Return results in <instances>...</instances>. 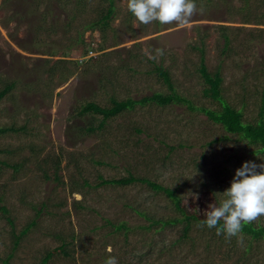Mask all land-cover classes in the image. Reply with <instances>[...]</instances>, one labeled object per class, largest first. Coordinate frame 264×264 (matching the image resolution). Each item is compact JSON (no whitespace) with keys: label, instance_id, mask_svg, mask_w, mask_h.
<instances>
[{"label":"rangeland","instance_id":"obj_1","mask_svg":"<svg viewBox=\"0 0 264 264\" xmlns=\"http://www.w3.org/2000/svg\"><path fill=\"white\" fill-rule=\"evenodd\" d=\"M74 2L42 0L35 8L33 0H0V89L16 81L0 99V126L24 127L0 133V160L23 163L18 171L0 163V195L16 234L37 221L16 244L0 209V264L10 252V264H104L109 255L118 264H264V239L241 233L242 241L228 240L200 226L236 169L245 161L264 163V153L198 109L220 108L202 92L198 67L204 56L210 72L220 71L224 99L242 110L244 120L259 118L264 18L262 24L255 18L264 0H196L198 11L185 27L141 24L127 0H115L110 28L85 30L84 42H77V33L106 2L89 0L84 11ZM245 4L249 23L239 9ZM224 31L231 38L226 47ZM156 49L164 55L156 56ZM159 66L194 109L186 102L136 104L102 127L101 114L79 112L85 101L109 106L111 98L170 92ZM91 125L96 128L84 129ZM52 158L60 160L61 182L43 176L40 166L52 173ZM129 172L175 188L186 210L199 215L185 239L182 222L145 227L150 217L179 215L165 193L141 182L96 186L99 175ZM84 177L91 185L72 192V180ZM121 222L127 229L115 228ZM254 222L264 224V216Z\"/></svg>","mask_w":264,"mask_h":264},{"label":"trees","instance_id":"obj_2","mask_svg":"<svg viewBox=\"0 0 264 264\" xmlns=\"http://www.w3.org/2000/svg\"><path fill=\"white\" fill-rule=\"evenodd\" d=\"M42 0H33L34 7H39ZM73 3L76 7V10L82 9L85 10V7H87L89 0H74ZM106 2L104 5L100 4L96 6V16L92 19H88L83 24V30L77 33V42L78 40L81 42H84L83 34L85 30H96L100 29L102 32H105L107 29L110 28V24L112 19L115 15L116 10V3L115 0H103ZM260 18L257 16L255 18L256 24H262V18H264V2L262 4ZM248 5L245 4L244 6L240 7L239 9L244 14L243 21L244 23L252 22V19L249 18L248 12H247ZM73 16V14H72ZM222 27L226 28L228 25H221ZM223 38H224V45L225 47L230 41V35L226 33V31L223 32ZM105 47H100L99 50H103ZM88 52L86 51L85 54ZM51 55L55 53H50ZM84 54V55H85ZM64 55V54H63ZM66 56V55H64ZM62 60H67L66 58L59 59V62H62ZM199 73L201 78L203 79V82L205 83L204 88L202 90L203 95L211 98L212 100H217L220 103V108H210V107H204L200 106L198 107L199 110L203 111L209 119H211L214 122L220 123L224 129L230 133L237 134L239 138L242 140H245L247 143L255 145L256 151L264 153V86H263V92H262V104L261 108L259 110V118L256 121H246L243 118V112L241 109H238L234 106H232L229 102H227L221 93V82H222V76L220 74V71L217 70L215 72H210L206 64L204 63V56H201L200 58V64L198 67ZM157 71L159 74L163 77L164 82L168 85L170 88V92L163 93L160 91H155L152 94L144 95L140 98H133V97H127L125 99H116L111 98V104L109 106H103L95 101H85L81 104L79 112L81 114L87 113V112H94L99 113L102 115L101 120L99 121L98 127H102L105 123V120L108 117H111L113 115H116L117 113L121 111H125V109H131L136 104H144L149 102H155L159 104H170L173 102H186L188 106L191 109H194V104L185 96L182 94H179L175 88L173 87V84L171 82V77L169 74V71L166 69H163L162 67H157ZM72 70H68V72L64 73L62 76V79L65 80L69 77ZM53 74V73H52ZM15 80H10L9 82H6L4 86L0 89V99L9 92L15 85ZM24 127H17L14 125L10 126H0V133H5L7 131H17L21 130ZM96 127L94 125L86 126L84 129L91 131L94 130ZM48 157L44 158V161L46 164H48ZM52 161V167L53 171L52 173L49 172V170L42 168L43 166H40L43 172L44 178L49 180L51 178V175H53V179L56 181H62V179L59 176V170H60V160L58 159L55 161L53 158ZM0 163L12 167L14 171H18L21 166L22 162L16 161V162H9L7 160H0ZM50 168V166H49ZM133 182H141L145 183L147 186L152 188L155 191H161L165 193L172 201L175 210L179 213L178 216H169L167 218H149L150 222L146 228H150L152 226H156L157 228H162L170 224H175L178 222H182L184 224L183 226V234L182 238H186L188 236V232L190 230V225L192 221H199L201 218L196 212H188L186 208L181 203L180 196L175 193V188H171L169 186H165L155 180H152L145 176H136L133 173L129 172L126 176L121 177H112V178H104L102 175H99V181L96 183V186L104 185V184H119V185H127ZM91 184L89 181L84 177L82 182H79L78 180L74 179L72 180V186L71 191L72 192H82V187L84 186H90ZM3 197L0 195V209L2 210L3 214L5 215L6 219L9 221V223L12 226V235L15 237V243H18L19 238L22 234H25L28 232V230L37 223L36 219L33 218L30 220L21 230L20 233L16 234L14 230V220L9 215V209L8 207L2 202ZM44 205V203H42ZM41 212V209L37 210V214ZM222 224V221H221ZM115 228L121 229L125 228L127 229V226L125 223H117L115 225ZM242 233L246 234L247 236H250L253 240H261L264 239V224H257L255 222H252L250 224L244 225L242 229ZM66 243H62V248L65 247ZM64 252L67 254V251L64 250ZM13 253H9L6 258L2 260V264H10V258L12 257ZM52 252H47L45 257L43 258V262H47L48 259L51 257ZM107 259V257H104V262Z\"/></svg>","mask_w":264,"mask_h":264},{"label":"clouds","instance_id":"obj_3","mask_svg":"<svg viewBox=\"0 0 264 264\" xmlns=\"http://www.w3.org/2000/svg\"><path fill=\"white\" fill-rule=\"evenodd\" d=\"M127 8L141 24L159 22L180 27L187 26L198 11L196 0H127ZM163 55V50L156 49V56ZM221 193L219 203L208 204L209 210H205L206 218L201 220L200 226L215 228L217 235L223 234L228 240L237 237L240 242L244 225L264 216V163L243 162L236 169L230 187ZM104 264H118V260L109 255Z\"/></svg>","mask_w":264,"mask_h":264}]
</instances>
